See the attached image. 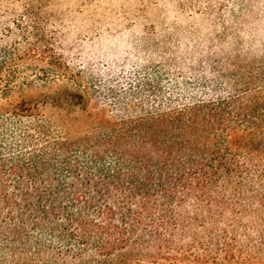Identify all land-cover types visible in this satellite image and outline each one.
I'll use <instances>...</instances> for the list:
<instances>
[{"label": "trees", "instance_id": "trees-1", "mask_svg": "<svg viewBox=\"0 0 264 264\" xmlns=\"http://www.w3.org/2000/svg\"><path fill=\"white\" fill-rule=\"evenodd\" d=\"M161 1L0 0V264H264V0Z\"/></svg>", "mask_w": 264, "mask_h": 264}, {"label": "rangeland", "instance_id": "rangeland-1", "mask_svg": "<svg viewBox=\"0 0 264 264\" xmlns=\"http://www.w3.org/2000/svg\"><path fill=\"white\" fill-rule=\"evenodd\" d=\"M72 11H73L72 15L76 21H79L81 19L85 20L82 30L89 28L90 23L88 22L86 18H88L89 14H91V7L84 6L82 8H77V9L74 8ZM145 11L146 12L144 13V16H139V21L137 22L136 29L138 31H147V30L150 31L147 27L153 25L154 29L158 31L162 25H158L157 22L164 20L165 16H167L166 14L177 12V6L175 3L169 0H164V1L159 2V4L154 7L147 8V10ZM81 46H83V48H89L95 45L93 42L90 43L89 41H86V42L81 43ZM80 122H83V121L81 120Z\"/></svg>", "mask_w": 264, "mask_h": 264}]
</instances>
